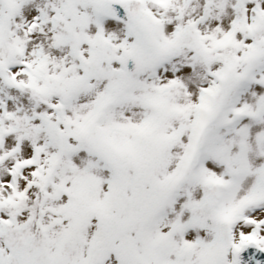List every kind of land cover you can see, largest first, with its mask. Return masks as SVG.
I'll list each match as a JSON object with an SVG mask.
<instances>
[{"label": "snow or ice", "instance_id": "1", "mask_svg": "<svg viewBox=\"0 0 264 264\" xmlns=\"http://www.w3.org/2000/svg\"><path fill=\"white\" fill-rule=\"evenodd\" d=\"M0 264H264V0H0Z\"/></svg>", "mask_w": 264, "mask_h": 264}]
</instances>
